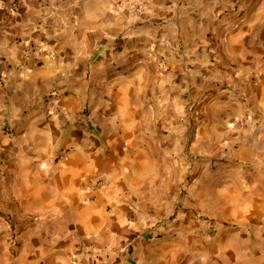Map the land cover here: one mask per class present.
<instances>
[{
  "label": "crops",
  "instance_id": "1",
  "mask_svg": "<svg viewBox=\"0 0 264 264\" xmlns=\"http://www.w3.org/2000/svg\"><path fill=\"white\" fill-rule=\"evenodd\" d=\"M0 264H264V0H0Z\"/></svg>",
  "mask_w": 264,
  "mask_h": 264
},
{
  "label": "built area",
  "instance_id": "2",
  "mask_svg": "<svg viewBox=\"0 0 264 264\" xmlns=\"http://www.w3.org/2000/svg\"><path fill=\"white\" fill-rule=\"evenodd\" d=\"M11 6L14 8L15 7V4L12 3ZM130 7H131L132 13L134 15L142 14L143 11H144L143 5L140 2H138V1H131ZM157 62H158V64H159L160 67H162L164 65L162 59H158ZM62 157H64V155H62Z\"/></svg>",
  "mask_w": 264,
  "mask_h": 264
}]
</instances>
